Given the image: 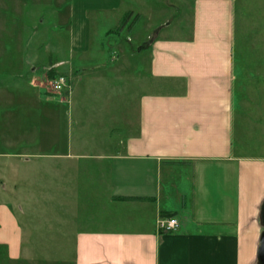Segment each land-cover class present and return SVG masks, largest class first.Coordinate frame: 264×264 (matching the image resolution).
Instances as JSON below:
<instances>
[{"label": "crops", "instance_id": "0c3cea01", "mask_svg": "<svg viewBox=\"0 0 264 264\" xmlns=\"http://www.w3.org/2000/svg\"><path fill=\"white\" fill-rule=\"evenodd\" d=\"M133 1L0 0V264H258L264 124L238 152L240 1L183 0L136 46L118 30ZM258 5L244 56L264 90ZM49 73L72 75L65 96Z\"/></svg>", "mask_w": 264, "mask_h": 264}, {"label": "rangeland", "instance_id": "374dc122", "mask_svg": "<svg viewBox=\"0 0 264 264\" xmlns=\"http://www.w3.org/2000/svg\"><path fill=\"white\" fill-rule=\"evenodd\" d=\"M192 2L193 0H187V2ZM239 7L237 12V21H236V69H235V89H236V133H235V145L238 152L242 151V131L244 123L247 126H250V121L252 127L264 124V90L260 89L261 83L259 82V75L257 69H254L253 58L247 56V59L244 56L245 48L248 49L249 37L251 35H258V18H259V5L258 1L255 0V14L247 10L246 18L243 21L242 12L244 11L242 0H239ZM147 4H141L137 2L126 3L131 7L130 11L126 13L124 19L119 27L120 33L123 32V38L127 39L126 36H134V46L140 41V32L141 29L145 27H154L162 23L170 22L168 27L170 30L177 27L182 19H184L185 11L178 13L177 8L183 5V0H146ZM143 3V2H142ZM126 5L123 6L121 12L124 11ZM118 13L116 16L118 17ZM115 16V17H116ZM245 23V24H244ZM109 26H114L112 25ZM154 30V29H153ZM152 30V31H153ZM158 30V29H157ZM150 32L148 36H155V32ZM254 32V33H253ZM157 33V32H156ZM247 33L249 35H247ZM252 33V34H250ZM155 34V35H154ZM255 42H250L251 44V53L254 54V44ZM139 48V47H138ZM137 48V50H138ZM248 51V50H247ZM248 55V54H247ZM251 60V61H250ZM134 63V62H133ZM251 64V65H250ZM254 64L257 65L258 61L255 59ZM253 65V66H252ZM59 76H64L68 80V85L72 86L73 79L71 74L63 73ZM42 81L46 82L50 88V83L57 78L55 76H50L49 74L41 75ZM126 81L123 83L124 90H130V87L125 85ZM129 85V84H128ZM141 90V88H140ZM50 92L51 89L49 90ZM69 90H64L61 93L52 92L58 94L59 96H65ZM135 97V92L131 95ZM262 114V115H261ZM256 128V132H257Z\"/></svg>", "mask_w": 264, "mask_h": 264}, {"label": "built area", "instance_id": "2783aa9c", "mask_svg": "<svg viewBox=\"0 0 264 264\" xmlns=\"http://www.w3.org/2000/svg\"><path fill=\"white\" fill-rule=\"evenodd\" d=\"M50 89L52 92L61 93L64 90H69L68 80L64 76H59L55 78L52 83H50ZM180 222L177 218H164L160 217L156 223V229L158 233H172L179 229Z\"/></svg>", "mask_w": 264, "mask_h": 264}, {"label": "water", "instance_id": "95a60500", "mask_svg": "<svg viewBox=\"0 0 264 264\" xmlns=\"http://www.w3.org/2000/svg\"><path fill=\"white\" fill-rule=\"evenodd\" d=\"M259 217H260L261 226L264 229V202H263V204L261 206ZM257 263L258 264H264V230H263V232L261 234L260 244H259V247H258V250H257Z\"/></svg>", "mask_w": 264, "mask_h": 264}, {"label": "trees", "instance_id": "16d2710c", "mask_svg": "<svg viewBox=\"0 0 264 264\" xmlns=\"http://www.w3.org/2000/svg\"><path fill=\"white\" fill-rule=\"evenodd\" d=\"M117 32H118V31H117ZM50 76H54V75H52V73H51Z\"/></svg>", "mask_w": 264, "mask_h": 264}]
</instances>
